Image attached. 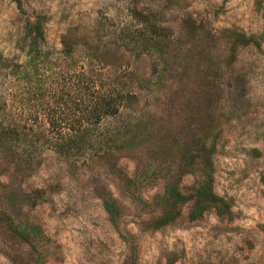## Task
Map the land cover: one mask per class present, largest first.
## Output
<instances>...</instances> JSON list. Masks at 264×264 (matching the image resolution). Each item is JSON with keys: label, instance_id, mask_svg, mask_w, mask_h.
Segmentation results:
<instances>
[{"label": "rangeland", "instance_id": "obj_1", "mask_svg": "<svg viewBox=\"0 0 264 264\" xmlns=\"http://www.w3.org/2000/svg\"><path fill=\"white\" fill-rule=\"evenodd\" d=\"M35 26L44 71L97 61L129 95L99 149L1 139L59 106L15 71ZM209 184L228 213H198ZM0 264H264V0H0Z\"/></svg>", "mask_w": 264, "mask_h": 264}, {"label": "trees", "instance_id": "obj_2", "mask_svg": "<svg viewBox=\"0 0 264 264\" xmlns=\"http://www.w3.org/2000/svg\"><path fill=\"white\" fill-rule=\"evenodd\" d=\"M31 33L33 37L29 44L27 61L22 66H16L15 71L30 74L34 79L33 84H39L40 80L45 79L39 71L40 69L44 71L47 65L45 58L43 61L39 60L42 55L39 44L43 41L44 34L41 28L36 26ZM70 55L71 51L62 50L58 53L57 60H65ZM44 72L51 76L53 82L50 81L46 87L42 86L39 95L36 94L37 97H45L49 105L54 99L59 101V106L47 108L46 127L43 129L30 127L29 131L33 135L28 137L24 133L27 130L25 127L19 129L18 125L9 126L3 128L1 139H6L5 144L10 149L20 145L33 152L39 147L42 135L47 148L67 158L82 155L88 150L99 149L109 139L106 122L119 114L122 102L129 95L121 92L116 84L108 82L104 65L97 61L91 69L88 65L81 64L78 70L64 67L60 72L54 73L48 67ZM197 197L198 213L205 210L209 204L213 205L219 214L228 213L227 205L212 193L211 184L203 186ZM167 199L171 211L183 201V197L173 185L168 186ZM172 217L171 215L164 217L160 222L166 223ZM15 233L18 236H26L24 231Z\"/></svg>", "mask_w": 264, "mask_h": 264}]
</instances>
